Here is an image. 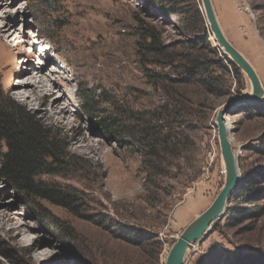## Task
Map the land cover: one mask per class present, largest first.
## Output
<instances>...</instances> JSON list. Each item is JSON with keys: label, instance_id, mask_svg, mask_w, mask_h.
I'll list each match as a JSON object with an SVG mask.
<instances>
[{"label": "rangeland", "instance_id": "374dc122", "mask_svg": "<svg viewBox=\"0 0 264 264\" xmlns=\"http://www.w3.org/2000/svg\"><path fill=\"white\" fill-rule=\"evenodd\" d=\"M228 1L215 0L217 11L247 22L238 45L264 87V0ZM193 4L202 10L200 0H0V102L57 137L49 157L35 158L41 194L0 177V264H165L212 203L224 181L215 118L249 83L218 64L210 34L205 43L188 29ZM168 8L180 19L164 18ZM152 40L159 53L147 49ZM39 78L45 91L23 90ZM226 123L241 176L264 168V101L232 107ZM8 152L0 142V167ZM251 212L213 223L184 264H210L222 251L259 264L264 199ZM125 231L146 241L128 243Z\"/></svg>", "mask_w": 264, "mask_h": 264}, {"label": "trees", "instance_id": "16d2710c", "mask_svg": "<svg viewBox=\"0 0 264 264\" xmlns=\"http://www.w3.org/2000/svg\"><path fill=\"white\" fill-rule=\"evenodd\" d=\"M170 2L172 3V0ZM150 5L155 4L151 2ZM184 7L186 9V6ZM187 9H189L188 12L192 13V17L195 19L194 26L188 22V29L200 31L202 41L208 43L207 38L209 33L201 10L194 4L188 6ZM180 12L174 8H168L163 11L162 16L166 19H180ZM184 29L186 30L187 28L184 27ZM147 49L153 53L160 52V46L153 40L147 45ZM218 55L220 57L218 58V64L223 66V70L229 73L228 69H231L234 74L239 76L240 72L235 65L225 55H221L220 53ZM187 74L193 78V71L189 70ZM86 112L89 113L88 110ZM105 133L107 136L111 135V132L107 130ZM56 140L57 137L46 127L36 123L28 114L21 111L20 108L18 109L11 104L0 102V142H5L9 151L2 155L0 177L5 179L13 189L20 193L26 192L25 195L27 196L42 193L40 187L32 183L34 177L33 169L36 167L35 158L40 156L49 157L51 152L56 149ZM258 151H264V136ZM262 199H264V168L242 175L239 188L232 195L224 218L234 223L251 218L256 215L255 212H251L255 208V203ZM124 233L128 234L126 231ZM130 236H132V239L129 238V234L128 237L124 235L121 237L124 241L138 247L146 241L141 234L136 233ZM251 258L250 256L241 258L240 255L233 254L232 252L222 251L216 255L210 264H251ZM256 264L258 263L256 262ZM259 264H264L262 258L259 259Z\"/></svg>", "mask_w": 264, "mask_h": 264}, {"label": "water", "instance_id": "95a60500", "mask_svg": "<svg viewBox=\"0 0 264 264\" xmlns=\"http://www.w3.org/2000/svg\"><path fill=\"white\" fill-rule=\"evenodd\" d=\"M200 4L206 28L210 36H213L217 50L245 75L249 83V91L229 100L217 112L215 125L224 171L223 184L212 203L180 232L168 251L165 264H184L189 254V247L193 243L200 242L209 233L212 224L225 216L230 199L238 190L242 178L238 167V155L232 146L226 116L229 109L236 105L242 103L253 105L264 101V87L257 71L226 38L218 22L212 0H200Z\"/></svg>", "mask_w": 264, "mask_h": 264}, {"label": "crops", "instance_id": "0c3cea01", "mask_svg": "<svg viewBox=\"0 0 264 264\" xmlns=\"http://www.w3.org/2000/svg\"><path fill=\"white\" fill-rule=\"evenodd\" d=\"M222 1H226V0H222ZM212 2H213V6H214V10H215L218 22H219L220 27H221L223 33L225 34L226 38L247 59V57L244 55V53L240 51V46L238 45V41H239V36H238L239 33L238 32H239V28L242 26L241 24L243 23V17L236 16V14L234 12H228V13H226V16L221 17L219 11H217L215 0H212ZM229 2H231V0L228 1V3ZM228 8H230V7H228ZM243 25L247 26V22L246 23L244 22ZM228 31H229L230 35L234 38V41H235L237 46L234 45V43L228 37V35H227ZM247 60L249 61V59H247ZM251 65H252V63H251Z\"/></svg>", "mask_w": 264, "mask_h": 264}, {"label": "bare ground", "instance_id": "6f19581e", "mask_svg": "<svg viewBox=\"0 0 264 264\" xmlns=\"http://www.w3.org/2000/svg\"><path fill=\"white\" fill-rule=\"evenodd\" d=\"M212 36V35H211ZM213 37V36H212ZM212 40L214 39V38H211ZM216 45V44H215ZM39 51L40 52H46L47 51V48H40L39 49ZM32 78H34V76L32 77ZM45 81L43 80V79H41V78H39L38 80H36V81H34V82H27V83H24V85L22 86V88H23V90H25L26 92H30V89H31V91H33V92H31L32 94L34 93V92H36V91H43L44 89H45V83H44ZM41 88H42V90H41ZM45 91V90H44ZM34 94H36V93H34ZM45 94H47V95H45ZM43 96H42V98H47V97H49V96H51V97H53L52 95H53V91L52 90H48L46 93H45ZM28 96V95H27ZM27 96L25 97V96H22V97H24V98H27ZM29 97V96H28ZM28 99V98H27ZM60 101V97L58 98V97H56V99H54L53 101H51V103H50V109H54V108H56V106L59 104L58 102ZM64 112H66V109H60V112L59 113H61V114H63ZM194 219V218H193ZM192 221V220H191ZM30 249H32V248H30ZM33 250V249H32ZM38 254H40L37 250H33V255H38Z\"/></svg>", "mask_w": 264, "mask_h": 264}, {"label": "built area", "instance_id": "2783aa9c", "mask_svg": "<svg viewBox=\"0 0 264 264\" xmlns=\"http://www.w3.org/2000/svg\"><path fill=\"white\" fill-rule=\"evenodd\" d=\"M240 153H241V152H238V153H236V154L238 155V154H240Z\"/></svg>", "mask_w": 264, "mask_h": 264}]
</instances>
